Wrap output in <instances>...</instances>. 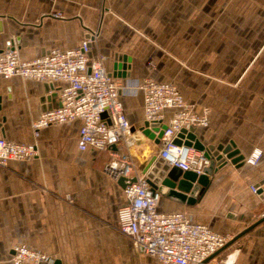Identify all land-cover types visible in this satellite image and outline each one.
Segmentation results:
<instances>
[{
  "label": "crops",
  "instance_id": "1",
  "mask_svg": "<svg viewBox=\"0 0 264 264\" xmlns=\"http://www.w3.org/2000/svg\"><path fill=\"white\" fill-rule=\"evenodd\" d=\"M198 10L194 0H0V52L15 48L21 60L31 61L54 48L74 49L95 30L92 54L106 58L107 72L121 84L119 99L131 125L113 150L132 159L137 176H147L154 159L165 165L158 158L161 141L139 131L145 122L138 90L143 79L175 85L196 113L209 108V126L195 129L196 138L205 146L231 144L244 159L216 164L195 196L160 194L157 210L185 213L192 223L234 240L264 215V72L252 68L260 53L238 66L215 64L211 53L188 48ZM184 37L191 38L182 45ZM118 58L124 68L115 70ZM148 59L155 62L151 71ZM65 86L0 77V138L37 148L33 160L0 166V264H12L16 245L47 254L52 264H158L119 232L123 188L104 172L108 152L78 150L81 121L33 134L32 123L59 107ZM171 116L164 112L161 123ZM254 148L262 158L252 167L244 161ZM230 255L234 264H264V221L216 257Z\"/></svg>",
  "mask_w": 264,
  "mask_h": 264
},
{
  "label": "built area",
  "instance_id": "2",
  "mask_svg": "<svg viewBox=\"0 0 264 264\" xmlns=\"http://www.w3.org/2000/svg\"><path fill=\"white\" fill-rule=\"evenodd\" d=\"M57 19L61 14H53ZM96 32H88L80 45L70 50H49L42 57L23 61L15 48L0 52V77L8 80L63 82L59 107L42 113L32 125L34 135L41 129L80 120L77 148L79 151L108 152L110 160L104 172L114 180L126 179L123 194L126 204L118 209L117 222L121 234L128 236L135 250L158 264H234V257L217 258L216 254L232 238L192 223L185 213H161L157 210L160 193L152 190L146 176H137L129 156L113 150L131 130V125L119 99L121 84L105 68L106 58L93 55ZM149 71L155 68L152 60L145 62ZM143 96L145 122H162L164 112L172 116L162 131L158 158L168 167L182 172L203 174L209 159L203 152L174 140L181 130L207 128L210 109L196 113L178 88L170 83H159L145 78L138 86ZM102 115H105L104 117ZM37 157L34 144H21L0 138V166L9 162H25ZM262 158V150L254 148L244 163L255 167ZM135 175V177H132ZM136 178L135 182L130 179ZM257 194L258 189L251 187ZM69 199V197H67ZM216 255V256H215ZM12 264H52L51 258L25 245L12 248Z\"/></svg>",
  "mask_w": 264,
  "mask_h": 264
},
{
  "label": "rangeland",
  "instance_id": "3",
  "mask_svg": "<svg viewBox=\"0 0 264 264\" xmlns=\"http://www.w3.org/2000/svg\"><path fill=\"white\" fill-rule=\"evenodd\" d=\"M195 1L199 8L197 29L192 30L191 43V37H184L182 45L188 41V48H193L194 53L198 49L202 53H211L215 64L220 60L240 66L247 62L249 55L260 53L252 68L264 72V0ZM204 22L207 26L200 28ZM187 32L189 34L190 30ZM231 54H244L245 57L227 59L226 55ZM260 80L264 81V78Z\"/></svg>",
  "mask_w": 264,
  "mask_h": 264
},
{
  "label": "water",
  "instance_id": "4",
  "mask_svg": "<svg viewBox=\"0 0 264 264\" xmlns=\"http://www.w3.org/2000/svg\"><path fill=\"white\" fill-rule=\"evenodd\" d=\"M121 62L122 60L118 58L114 65L115 70H120L123 67ZM109 75L111 77H114V74ZM102 116L104 117L105 115ZM164 129L165 125L161 122H144L143 126L139 129V131L144 137L148 138L149 140H155V142L158 143L162 137V131ZM174 143L176 145L183 144L188 147H193L197 151L203 152L209 159V166L203 171V174L196 175L193 172H182L181 170L175 167L170 168L167 165L160 166L159 164H154V159L146 169L147 173V170H149L153 166V168H151V172L146 176L147 181L150 184L152 190L157 191L161 195H168L169 197H180L188 193L190 194V196L197 195V193L200 192L201 188L205 186L207 178L213 172L216 164L225 163V161L227 160H229L232 164H236L244 159L242 156L237 155L238 152L232 151L233 146L231 144L227 146L217 147L211 145H203L196 138L195 129H191L190 131L181 130L180 134L174 140ZM159 162L163 163L161 159H159ZM135 181L136 178L130 179V182ZM118 183L122 188H124L126 185V179L119 178ZM260 191L261 190H258L257 193H261ZM263 221L264 215L255 224H253L245 231H243L239 236H237V238H234V240L230 241L223 249H225L243 234H245L257 224ZM223 249H221L216 255L222 252ZM54 264L60 263L55 262Z\"/></svg>",
  "mask_w": 264,
  "mask_h": 264
}]
</instances>
